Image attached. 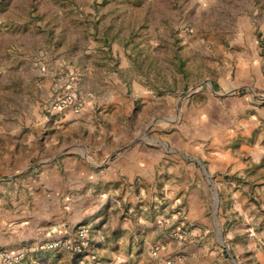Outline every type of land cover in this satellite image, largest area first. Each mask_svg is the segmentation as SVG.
<instances>
[{
    "label": "crops",
    "instance_id": "crops-1",
    "mask_svg": "<svg viewBox=\"0 0 264 264\" xmlns=\"http://www.w3.org/2000/svg\"><path fill=\"white\" fill-rule=\"evenodd\" d=\"M52 30L53 60L38 63L34 83L53 98L72 89L85 105L47 111L31 132L0 129V251H26L21 264H264V53L255 38L250 57H236L237 74L174 102L181 121L166 134L163 121H144L169 111L170 97L132 80L125 95L110 60L93 62L95 39L84 47L83 29L79 39ZM97 93L107 105L95 104ZM78 229L88 242L79 255L30 252Z\"/></svg>",
    "mask_w": 264,
    "mask_h": 264
},
{
    "label": "rangeland",
    "instance_id": "rangeland-1",
    "mask_svg": "<svg viewBox=\"0 0 264 264\" xmlns=\"http://www.w3.org/2000/svg\"><path fill=\"white\" fill-rule=\"evenodd\" d=\"M52 29L63 39H79L83 29L84 47L95 39L92 60H110L106 71L116 73L115 88L126 81L127 89L132 80L170 97L169 111L147 113L144 121L148 128L163 121L167 134L181 121L172 108L176 100L226 72L237 74L236 57H250L252 37L264 53V0H0V129L22 124L31 132L32 124L49 119L53 95H44L34 80L38 63L53 60L50 46L60 36ZM70 58L65 55V64ZM107 97L97 93L95 104L107 105ZM128 101L126 96L120 105ZM132 108L135 117L138 100Z\"/></svg>",
    "mask_w": 264,
    "mask_h": 264
},
{
    "label": "built area",
    "instance_id": "built-area-1",
    "mask_svg": "<svg viewBox=\"0 0 264 264\" xmlns=\"http://www.w3.org/2000/svg\"><path fill=\"white\" fill-rule=\"evenodd\" d=\"M85 99L82 95L72 89H63L50 103V110L80 111L84 108ZM172 239L181 238L180 231L171 233ZM88 246L85 229H78L73 236L56 241H47L37 245L33 251H65L73 255H79ZM26 258V251L10 253L0 251V264H21Z\"/></svg>",
    "mask_w": 264,
    "mask_h": 264
}]
</instances>
